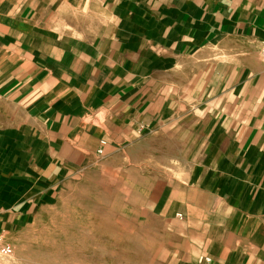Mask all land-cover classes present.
<instances>
[{"label": "crops", "instance_id": "crops-1", "mask_svg": "<svg viewBox=\"0 0 264 264\" xmlns=\"http://www.w3.org/2000/svg\"><path fill=\"white\" fill-rule=\"evenodd\" d=\"M263 43L264 0H0V229L176 123L194 182L146 204L179 227L182 264H264Z\"/></svg>", "mask_w": 264, "mask_h": 264}, {"label": "rangeland", "instance_id": "rangeland-1", "mask_svg": "<svg viewBox=\"0 0 264 264\" xmlns=\"http://www.w3.org/2000/svg\"><path fill=\"white\" fill-rule=\"evenodd\" d=\"M176 125L169 123L66 179L53 202L39 207L14 232L3 226L0 230L13 254L0 258V264H182L188 260L179 227L169 226L161 209L151 210L146 204L153 188L161 190L168 183L177 188L181 178L194 182L200 157L185 139L194 132ZM173 217L183 220L176 210Z\"/></svg>", "mask_w": 264, "mask_h": 264}, {"label": "built area", "instance_id": "built-area-1", "mask_svg": "<svg viewBox=\"0 0 264 264\" xmlns=\"http://www.w3.org/2000/svg\"><path fill=\"white\" fill-rule=\"evenodd\" d=\"M260 55L264 61V43L260 49ZM106 141H101L100 148L97 151V154L100 156L104 155V149L106 147ZM13 254V246L6 241V234L0 230V258L9 257ZM205 262H209V258L204 259Z\"/></svg>", "mask_w": 264, "mask_h": 264}]
</instances>
